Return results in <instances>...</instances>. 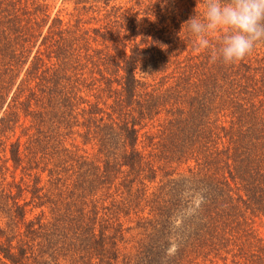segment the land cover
Segmentation results:
<instances>
[{
	"label": "trees",
	"instance_id": "obj_1",
	"mask_svg": "<svg viewBox=\"0 0 264 264\" xmlns=\"http://www.w3.org/2000/svg\"><path fill=\"white\" fill-rule=\"evenodd\" d=\"M203 3L0 0V264H264V42L211 62Z\"/></svg>",
	"mask_w": 264,
	"mask_h": 264
},
{
	"label": "clouds",
	"instance_id": "obj_2",
	"mask_svg": "<svg viewBox=\"0 0 264 264\" xmlns=\"http://www.w3.org/2000/svg\"><path fill=\"white\" fill-rule=\"evenodd\" d=\"M184 24L195 37L197 51L212 49V37L219 33L211 62L233 64L264 42V0H204L203 12Z\"/></svg>",
	"mask_w": 264,
	"mask_h": 264
},
{
	"label": "rangeland",
	"instance_id": "obj_3",
	"mask_svg": "<svg viewBox=\"0 0 264 264\" xmlns=\"http://www.w3.org/2000/svg\"><path fill=\"white\" fill-rule=\"evenodd\" d=\"M200 1L199 0H174L176 7L179 10H184L185 8L191 9V8H193V5L196 8H201ZM119 2L125 6L126 10H131L132 7H135V0H119ZM49 6H50L49 9H50L52 15L56 11L59 10L60 15L65 19H67L69 17V14L72 13L71 5L66 4V6H61L60 1H52V2H50ZM73 143H76L79 147V150L82 152H87L89 154L95 153V150L92 147H90L88 145L87 146L81 145L78 138H76L73 141ZM179 171H184V168H180ZM41 185H42V190H41L42 193H50V192H52V194L56 193L55 189H52L51 187H49V185L46 184L45 181H42ZM37 212L38 211H35L34 213H37ZM126 225L130 226L132 228L135 227V223H132V222H127ZM256 228H257V232L260 235V237H262L264 239V218L260 221H257ZM126 237H127L128 241L125 243V246L126 247L133 246L134 245L133 243L136 239H132V237L137 238L138 237V231L136 229H133L132 231H129V233L127 234Z\"/></svg>",
	"mask_w": 264,
	"mask_h": 264
}]
</instances>
